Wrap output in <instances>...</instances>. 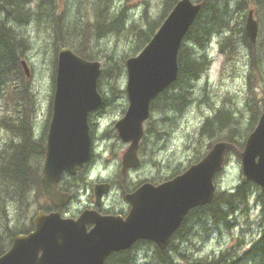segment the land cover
I'll return each mask as SVG.
<instances>
[{"label":"rangeland","instance_id":"1","mask_svg":"<svg viewBox=\"0 0 264 264\" xmlns=\"http://www.w3.org/2000/svg\"><path fill=\"white\" fill-rule=\"evenodd\" d=\"M236 1L230 2L231 13L237 9L234 7ZM98 3V0H55L49 14L48 10L42 13L31 10L33 13L28 22L12 23L16 30L25 33L29 40L28 49L21 59H25L30 68L29 78L25 81L29 84L33 97L27 115L31 123V134L36 137V140H39L42 134L45 139L51 117L56 70L53 59L57 57V53L54 52L53 26L55 22H59L58 25L63 22L64 27L75 25L77 34L80 33V28L81 30L91 29L88 23L95 21L94 12L98 11ZM107 3L105 6L110 15H114L121 8L126 9L124 29L120 30L121 33L110 31L100 38H93L90 32L91 38L88 42L86 41V44H88L87 50L94 56L89 60L99 61L101 69L106 66L105 68L109 67L110 70V63L114 60L117 77L113 81L110 78L113 72L105 75L99 89L106 102L99 112L89 115L93 153L91 163L80 169L72 178L68 176L63 178L67 186L68 181H71L73 185L72 200L62 210L65 216L79 214L78 211L88 201L87 197L92 193L94 184L100 180L111 181L113 184L111 191L104 198L105 206L118 207L122 203L120 193L124 194L128 187L133 188L134 185L137 186L143 181L155 182L171 177L200 160L208 152V143L213 138L210 133L200 130L208 117L214 115L210 120L213 127H217L219 119L215 116L218 118L228 116L229 126L217 134L229 133L234 121L235 132H233L237 133L236 138L245 141L251 131L248 130L250 117L254 114L258 119L260 111L264 108V9L253 0H247L246 12L245 10L240 12V19L245 29L248 11L253 10V18L257 23L255 41L249 42L250 46H247L240 37V44L235 45L236 48L231 51V56L227 57L228 50L222 51L219 47L220 34L224 31L214 32L210 36L204 49L209 58L208 64L198 78L189 81L191 93L187 95V102L180 107L177 105L178 101L174 103L175 93L179 92L177 88H174L163 95V106L160 104L161 100L155 103L150 117L143 123L144 136L141 138L138 152L141 165L135 171L126 172L123 175L121 155L128 144L119 139L114 124L123 116L128 103L125 93V60L137 55L141 50H133L136 41L133 35L134 30L130 29H145L146 19L149 21L158 19L163 14L165 3L163 0H108ZM27 6L33 8L35 2H30ZM57 18H61V21H57ZM131 24L137 28L132 27ZM69 29L71 30L72 27ZM128 29L130 33H127ZM81 37L82 34L80 37H75L70 31L66 39L73 47H76ZM68 47L71 48V46ZM105 54L112 59L109 61L104 58ZM0 106H3V102ZM221 107L230 110L229 114L221 113L222 110L219 109ZM10 109L9 105L3 106V114ZM15 139L16 136L0 124V149ZM162 139H166V142L162 143ZM215 142L214 140L213 144ZM238 154L239 149L228 151L224 168L215 177L218 190H230L242 179ZM257 191H259L258 188H253L247 203L240 207L237 211L238 217L229 226L206 224L205 232L202 229L196 232L194 231L195 220L191 217L192 234L174 243L177 245L176 249L178 248L186 256L181 258L179 252L174 254L178 263L189 264L190 261L212 256L230 247L244 250L260 231V205L256 204ZM3 203L5 213H2L4 211L1 210L0 205V250L3 247L8 249L9 234L12 231L30 227L36 211L49 206L40 195L38 188H34L28 194L25 204L10 197H6ZM152 255L151 249L145 248L138 252L137 256L143 259L149 256L151 258Z\"/></svg>","mask_w":264,"mask_h":264},{"label":"water","instance_id":"2","mask_svg":"<svg viewBox=\"0 0 264 264\" xmlns=\"http://www.w3.org/2000/svg\"><path fill=\"white\" fill-rule=\"evenodd\" d=\"M200 9V2L178 0L139 53L125 60L128 106L114 124L120 139L129 142L122 155V172L139 164L137 149L150 103L177 79L178 51ZM252 13L248 11L245 23L251 43L257 35ZM20 64L28 78L27 61L21 59ZM100 70L99 61L87 60L67 46L59 49L39 181L42 196L56 210L38 211L32 219L33 229L13 238L0 255V264H105L112 252L127 249L138 239L151 240L163 249L187 212L212 200L214 178L233 146L228 141L215 142L199 161L169 180L142 183L127 195L131 210L125 218L88 209L77 218L61 215L70 194L58 190L56 183L63 172L75 175L91 158L88 117L103 101L97 85ZM240 162L242 178L264 188V110L245 139ZM108 189L107 183L94 186L96 203ZM87 223L92 226L88 228Z\"/></svg>","mask_w":264,"mask_h":264},{"label":"trees","instance_id":"3","mask_svg":"<svg viewBox=\"0 0 264 264\" xmlns=\"http://www.w3.org/2000/svg\"><path fill=\"white\" fill-rule=\"evenodd\" d=\"M98 1V11L94 12L96 19L88 23V27L92 30H81L80 28V33L77 34L78 32L73 23L71 24L74 26L66 25L64 27L62 24L63 22L61 25H58L59 22H55V26H53V30L55 31V53H58L62 46L68 45L81 57L93 59L94 56L87 50L88 44H86V41L88 42L91 38L89 36L90 32L93 38H100L110 31L121 33L120 30H123L125 25L124 22L127 15L126 9L122 8L114 15H110L105 6L108 4V0ZM176 1L177 0H163V3H165L163 14L155 21L152 20L153 22L146 19L147 26L145 29L137 28L134 24H131L132 27L137 28L130 29L134 30L133 35L136 41L135 48L133 49L134 51L140 50L150 40L155 29L159 27L161 24L160 22L163 21ZM253 1L264 9V0ZM30 2H35L33 8L27 6ZM53 2L54 0L0 1V103L3 102V106H11L10 111L4 114L2 112L3 106H0V124L16 136L15 141L11 140L10 143L0 149V205L2 211H4L3 201L6 197L16 199L25 204L27 203L28 194L32 192L34 188H38L39 190V180L45 154L44 136L36 141V137L31 134V123L28 121L27 115L29 105L31 108L33 94L29 84L25 81L27 79L23 73L20 61L23 53L28 49L29 40L25 33L17 32L12 23H24L28 21L31 17L30 15L33 13L31 10L36 13H42L48 10L47 13L49 14L51 11L50 8L53 7ZM197 2L203 3L201 4V9L195 20L188 28L179 48L177 57V79L167 88L169 90L174 88L178 89L179 92L175 93L176 100H174V103L178 101V107L187 102V95L191 93V83L189 81L198 78L208 64L209 58L204 52V49L206 48L210 36L214 32L220 31L221 33L224 31V33L220 34L219 47L222 51L228 50L226 52L227 57L231 56V51L236 48L235 45L240 44V37H242L243 42L247 46H250L249 38L242 25L243 22L240 19V12L243 10L246 12L247 0H237L235 2L234 7L237 9H235L234 12H236V14L230 11L231 0H197ZM60 19L61 18H57V21H61ZM70 27H72L71 30L69 29ZM130 30L128 29L127 33H130ZM70 31H72L75 37H80L82 34L76 47H73L71 42L66 39ZM56 58L57 57H54L53 59L55 67ZM104 58L109 61L112 59L111 56L107 54L104 55ZM110 65V70L109 67L105 68L106 66L101 69L98 78V88H100V83L104 80L105 75H110L111 72H113L112 77H110L113 81L117 77L115 73L116 63L114 60ZM112 90L114 89L112 88ZM183 91L185 93H183ZM105 102L106 100L103 99L102 105H104ZM160 104L163 106V101H161ZM154 105L155 101L151 102V110L154 109ZM219 109L222 110L221 113L225 112L227 115L230 112V110L226 108L221 107ZM213 116L208 117L200 128L202 132H208L210 136L213 137L208 143V148H211L214 140H225L233 144V147L230 148L231 151L239 149L240 153L244 141H240L236 138L237 133L234 134L235 122L233 121V126L229 133L217 134L219 131H223L224 128L229 126V123H227L228 116H219V118L215 116L216 119H219L217 120L219 123L217 127H213L211 124L212 120L210 119H212ZM222 118L224 120H221ZM257 120V117L253 114V116L250 117L248 130H252ZM32 137H35V139H32ZM255 187L259 190L256 195V204L260 205V231L258 236L249 243L244 250H238L235 247L226 248L212 256L190 261L189 264H264V188L254 184L252 181L241 179L230 190L216 189L212 200L208 204L191 209L189 217L195 220L194 231L196 230V232H199L200 229L205 232L206 224H224L229 226L236 220L238 217L237 211L247 203L248 197ZM2 213H5V211ZM31 227L32 224L28 228L12 231L11 234H9L10 242L8 246L16 234L25 233L30 230ZM3 248L0 250V254L6 249V247ZM177 250L179 249L177 248ZM178 254H180L181 258H186L182 251H179ZM149 257H144L142 259L130 254L128 251H117L111 253L106 258L105 264H179L176 260L177 257L168 254L165 249L160 250L158 247H156V252L153 253L151 258Z\"/></svg>","mask_w":264,"mask_h":264},{"label":"flooded vegetation","instance_id":"4","mask_svg":"<svg viewBox=\"0 0 264 264\" xmlns=\"http://www.w3.org/2000/svg\"><path fill=\"white\" fill-rule=\"evenodd\" d=\"M0 14H1V9H0ZM168 91H169V89H166L165 91L163 90L159 95H157L152 100V102L155 101V103H156L157 101H160V100L163 101V95H166V92H168ZM101 108H102V106L96 108L93 112H96V111L99 112V110ZM90 127H91V125H90ZM90 132H91V130H90ZM42 136H43V134L39 136L40 139L42 138ZM91 138H92V136H91ZM141 142H142V140H140V143ZM140 143H139V147H138V151L137 152H139V148L141 146ZM122 155H123V153H122ZM122 155H121V168H122ZM92 156H93V153L91 155V158H92ZM138 158H139V164H138V166H136V167H127L125 169V171L124 172H121V173L124 175L126 172L129 173L131 171H135L136 168L140 167L141 160H140L139 155H138ZM91 161H92V159L88 163H85L82 168H85L87 165H89L91 163ZM77 174H78V172H77ZM65 176H68V177H71L72 178V176L64 173L62 179L57 183V187L61 191H63V192L70 193L71 200H72L73 195H72V189H71V187L73 185H72V182L71 181H68L69 182V185H71V186H69V185L67 186L65 184V181H63V178ZM173 176H171V177H173ZM171 177H165V178H162V179H160L158 181H155L153 183L154 184H159L161 182H164L166 180H169ZM143 182H145V181H143ZM97 183H107L109 185V190L102 195L101 200H100V203H96V201H95L94 186ZM97 183L94 184L93 189H92V193H90L89 196L87 197V200L88 201L84 203V205L80 208V210L78 211V213H80L84 209H89V210H95V211H97L98 213H100L102 215H120L122 217H126L129 214L130 210H131V202L127 199V195L133 193L142 184V183H140L137 186L134 185L133 188H129L128 187L127 188L128 190H126L124 192V194L119 192L122 195L121 196L122 203L118 207H114V205H112V206H109V205L108 206H105V204H104V198L108 195V193L111 191V189L113 187L112 182L111 181L108 182L106 180H103V181L100 180ZM45 200L48 202L49 206L46 209H42V210L45 211V212L54 211L56 209V207L54 205H52V203H51V201L49 199H45ZM189 215H190V212L185 215V217L183 218V220L181 221V223L179 224V226L170 235L168 244L166 245L165 248H163V249L166 250V252L168 254L174 255V254L178 253L179 250L176 249V246L177 245L175 246V244H174L175 241H177L179 239H182L183 237L188 238V235H191L192 234V230H193V226L192 225H193V222L191 221V217H189ZM87 225H88V227H91L92 226L91 223H87ZM156 247H158V246L153 241H151V240L138 239V240L134 241L128 249L119 250V251L120 252L121 251H128V252H130V254H132L134 256H137L138 255V252L142 251L145 248L146 249L147 248H150L151 249V252L154 253V252H156ZM163 249L160 248V250H163Z\"/></svg>","mask_w":264,"mask_h":264},{"label":"bare ground","instance_id":"5","mask_svg":"<svg viewBox=\"0 0 264 264\" xmlns=\"http://www.w3.org/2000/svg\"><path fill=\"white\" fill-rule=\"evenodd\" d=\"M2 1V0H1ZM55 1V0H54ZM60 2V1H59ZM203 3V2H202ZM201 3V4H202ZM2 4V3H1ZM59 4V3H58ZM105 7V6H104ZM1 8V7H0ZM51 9V8H50ZM122 9V8H121ZM1 16V15H0ZM4 17V16H3ZM44 18V17H43ZM7 19V18H6ZM1 20V19H0ZM3 20V19H2ZM6 21V20H5ZM4 21V22H5ZM17 21V20H16ZM64 21V20H63ZM22 22V21H21ZM28 22V21H27ZM17 23V22H16ZM13 25V24H12ZM15 27V26H14ZM20 27H22V26H20ZM13 28V27H12ZM28 28V27H27ZM17 29H19V28H17ZM21 29V28H20ZM14 30V29H13ZM22 30V29H21ZM25 30V29H24ZM17 32H18V30H16ZM16 33V32H15ZM60 40V39H59ZM83 41V40H82ZM166 106H168V105H166ZM167 114V113H166ZM165 115V114H164ZM166 116V115H165ZM164 117V116H163ZM34 137H32V139H33ZM37 141V140H36ZM220 141V140H219ZM164 142H166V139H162V143H164ZM160 148V147H159ZM203 221H205V220H203ZM202 222V221H201ZM198 223V222H197ZM193 226V225H192ZM191 226V227H192ZM183 240V239H182ZM226 262V261H225Z\"/></svg>","mask_w":264,"mask_h":264}]
</instances>
